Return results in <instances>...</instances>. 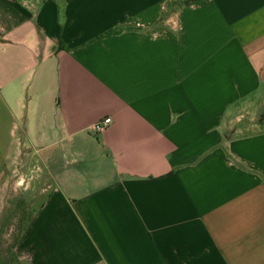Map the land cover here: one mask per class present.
I'll use <instances>...</instances> for the list:
<instances>
[{
    "label": "crops",
    "instance_id": "1",
    "mask_svg": "<svg viewBox=\"0 0 264 264\" xmlns=\"http://www.w3.org/2000/svg\"><path fill=\"white\" fill-rule=\"evenodd\" d=\"M257 102L264 0H0V223L36 203L16 258L264 264Z\"/></svg>",
    "mask_w": 264,
    "mask_h": 264
},
{
    "label": "rangeland",
    "instance_id": "2",
    "mask_svg": "<svg viewBox=\"0 0 264 264\" xmlns=\"http://www.w3.org/2000/svg\"><path fill=\"white\" fill-rule=\"evenodd\" d=\"M259 103L254 104L253 115L247 114L242 116V122L248 121L256 122V126H250V130H257L264 128V125H259V122L263 120L264 114L260 111ZM261 112V113H260ZM253 116V117H252ZM36 203L34 201H25L17 204L9 213L8 216L3 217V221L0 223V264H21L14 256L12 245L16 236L19 234V230L23 227V224L28 220L30 214L33 213V208Z\"/></svg>",
    "mask_w": 264,
    "mask_h": 264
},
{
    "label": "built area",
    "instance_id": "3",
    "mask_svg": "<svg viewBox=\"0 0 264 264\" xmlns=\"http://www.w3.org/2000/svg\"><path fill=\"white\" fill-rule=\"evenodd\" d=\"M112 121H113L112 117L110 116L104 117L103 119L93 124L91 129L96 133H101L109 127Z\"/></svg>",
    "mask_w": 264,
    "mask_h": 264
},
{
    "label": "trees",
    "instance_id": "4",
    "mask_svg": "<svg viewBox=\"0 0 264 264\" xmlns=\"http://www.w3.org/2000/svg\"><path fill=\"white\" fill-rule=\"evenodd\" d=\"M32 219V214H30V216L28 217V220L23 224V227L19 230V234L16 236L15 240H14V243L12 245V249H13V252H14V248L16 246V244L18 243V241L20 240V237L22 235V233L24 232V230L27 228L28 224L30 223ZM14 256L16 257L15 255V252H14Z\"/></svg>",
    "mask_w": 264,
    "mask_h": 264
}]
</instances>
